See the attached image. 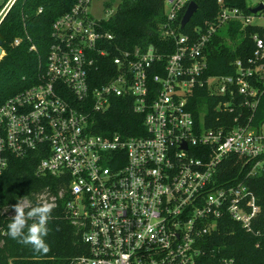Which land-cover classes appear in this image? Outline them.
<instances>
[{"label": "built area", "instance_id": "obj_1", "mask_svg": "<svg viewBox=\"0 0 264 264\" xmlns=\"http://www.w3.org/2000/svg\"><path fill=\"white\" fill-rule=\"evenodd\" d=\"M92 1L75 0L55 20L35 83L0 105V176L11 156L37 152V175L69 177L66 210L86 246L69 264H238L206 244L225 220L264 238L261 208L247 185L264 174V123H252L264 93V36H253V56L235 62V75L204 78L205 49L233 22L264 28L252 24L264 9L246 14L218 0L215 19L189 35L179 31L181 20L196 1L165 0L161 36L174 51L164 56L154 47L115 46L103 27L108 19L91 15ZM101 62L105 82L95 86ZM200 88L229 114L241 96L247 121L239 122V112L232 124L206 127L199 111L198 122L189 102ZM125 97L143 115V133L97 134V117ZM231 156L245 176L220 183V166ZM49 202L56 206L57 198Z\"/></svg>", "mask_w": 264, "mask_h": 264}, {"label": "trees", "instance_id": "obj_2", "mask_svg": "<svg viewBox=\"0 0 264 264\" xmlns=\"http://www.w3.org/2000/svg\"><path fill=\"white\" fill-rule=\"evenodd\" d=\"M165 0H103L105 10L111 11L103 27L113 35V44L122 50L136 47L147 49L154 47L157 52L167 56L174 51V42L161 36L165 21ZM198 8L189 23L179 31L193 35L196 28L215 19L218 13V0H195ZM230 5L239 7L250 14L247 0H227ZM7 0L0 4V11ZM75 0H15L0 23V47L4 57L0 60V105L9 97L35 83L38 67L52 42V27L57 18L73 6ZM264 36V28L258 26L243 27L233 22L213 36L205 49L207 69L204 78L209 76L235 75L237 60L246 61L255 50L254 35ZM20 39L18 45L15 40ZM35 46L36 50H31ZM114 54L116 52L114 51ZM109 60V59H108ZM106 60V61H108ZM103 66L94 73L95 86L105 82ZM263 89V85L259 83ZM219 98L207 96V90L200 88L194 91L189 106L199 122V109L206 104L208 113L205 116L206 127L232 124L237 114L243 112L239 119L241 124L247 121L249 109L242 107V97L234 99L233 114L216 110ZM219 115L220 122L215 118ZM252 123H264V93ZM97 134L123 136L141 135L143 133V115L133 112L127 97L117 98L103 116L97 117L95 124ZM99 127V128H98ZM41 157L31 152L24 158L11 156L6 170L0 176V210L26 196L35 205L43 202L38 195L57 198L52 217L48 222L49 233L46 242L50 245L47 254L36 253L26 246L11 239L7 234L10 217L0 214V264H69L76 256L83 254L86 246L82 240L80 228L73 223L66 203L70 200L68 191L69 177L36 174V167ZM241 162L235 156L223 161L220 166V183L233 178L235 181L245 176ZM247 185L256 196L261 208V223L264 225V174H258L247 180ZM62 194L59 197V194ZM259 243V246H256ZM206 247L234 256L238 264H264V238H256L245 233L239 225L223 221L219 230L207 239ZM207 263V262H206Z\"/></svg>", "mask_w": 264, "mask_h": 264}, {"label": "clouds", "instance_id": "obj_3", "mask_svg": "<svg viewBox=\"0 0 264 264\" xmlns=\"http://www.w3.org/2000/svg\"><path fill=\"white\" fill-rule=\"evenodd\" d=\"M14 213L7 225L8 236L20 244L30 246L36 253L47 254L50 245L46 242L49 233L48 222L52 217L55 205L49 201L33 205L26 196L18 198L10 206ZM9 211V206L0 210V214Z\"/></svg>", "mask_w": 264, "mask_h": 264}, {"label": "rangeland", "instance_id": "obj_4", "mask_svg": "<svg viewBox=\"0 0 264 264\" xmlns=\"http://www.w3.org/2000/svg\"><path fill=\"white\" fill-rule=\"evenodd\" d=\"M9 1L10 0H7L5 6L8 4ZM2 2H3V0H0V4ZM14 2L15 1H12L9 4L8 8H6L5 10H4L5 6H4V8H2V10L0 11V21L5 16V14L9 10V8L13 5ZM260 2H261V0H247V4H248L249 8L256 7ZM90 13L97 20H107L110 17V15H111V11L105 10L103 0H93L92 3H91V7H90ZM252 24H254V25H263L264 24V12L259 13L257 15H254V19L252 21ZM199 111H200L201 118H204L205 115L208 113L207 105L204 104V103L201 104ZM37 199H43V200L46 201L47 195H42V196L38 195ZM6 214L8 215V217L14 215V213L12 211H8V212H6Z\"/></svg>", "mask_w": 264, "mask_h": 264}, {"label": "water", "instance_id": "obj_5", "mask_svg": "<svg viewBox=\"0 0 264 264\" xmlns=\"http://www.w3.org/2000/svg\"><path fill=\"white\" fill-rule=\"evenodd\" d=\"M198 8V5L196 2H191L189 5H188V8L185 12V14L183 15L182 17V20H181V29H183L188 23L189 21L191 20L192 16L194 15V13L196 12ZM10 9V8H9ZM264 9V4L263 3H260L258 6L254 7L251 9V13L255 14L257 12H259L260 10H263ZM9 11V10H8ZM7 11V12H8ZM7 14V13H6ZM5 14V15H6ZM5 17V16H4ZM3 17V18H4ZM2 18V20H3ZM1 20V21H2ZM0 21V23H1ZM4 50L2 47H0V60L4 57ZM186 148V146H185Z\"/></svg>", "mask_w": 264, "mask_h": 264}]
</instances>
